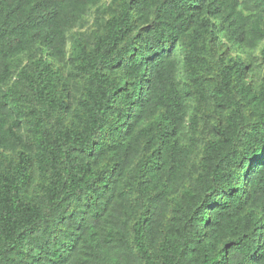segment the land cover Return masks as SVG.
<instances>
[{
	"label": "trees",
	"instance_id": "16d2710c",
	"mask_svg": "<svg viewBox=\"0 0 264 264\" xmlns=\"http://www.w3.org/2000/svg\"><path fill=\"white\" fill-rule=\"evenodd\" d=\"M102 1L0 0V264H264V0Z\"/></svg>",
	"mask_w": 264,
	"mask_h": 264
},
{
	"label": "rangeland",
	"instance_id": "374dc122",
	"mask_svg": "<svg viewBox=\"0 0 264 264\" xmlns=\"http://www.w3.org/2000/svg\"><path fill=\"white\" fill-rule=\"evenodd\" d=\"M111 0H104L102 1L98 6L100 7H106L108 4H110ZM97 6V7H98ZM94 7L87 15L76 25H74L70 31L68 32V40L69 43L75 38V37H81L88 40H92V37L95 33H99L103 29V22L105 18H108L110 16V13H107L105 16L103 14H98L96 12V8ZM217 55L222 56L225 59L240 56L246 63L247 69V80L250 82V84L255 87L257 86L262 78V68H261V62H260V56L259 51H256L253 54H248L244 51H239L237 49H233L232 45L228 42H224L218 49H217ZM28 59L23 58L22 64L24 65L27 63ZM60 73H62L63 77V83L67 85L68 89V95H69V102L71 104H75V99L78 98L82 92V81L81 79L74 77L72 65L67 63V65H61L60 66ZM214 79H217V75L213 76ZM220 115H218L213 108H207L206 113L204 115V119L200 124L199 129V147L201 151V145L205 142V140L210 139L213 137L214 129L218 126L220 122ZM188 129L186 128L184 130V143L188 142ZM142 152L141 154H144L145 152V141L141 144ZM200 153V152H199ZM198 153V154H199ZM136 186V185H135ZM135 187H133L132 192L128 194L126 191V199L125 205L128 206H134L137 202V196L138 193L136 190H134Z\"/></svg>",
	"mask_w": 264,
	"mask_h": 264
}]
</instances>
